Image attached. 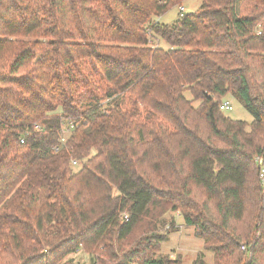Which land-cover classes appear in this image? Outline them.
Wrapping results in <instances>:
<instances>
[{"label":"trees","instance_id":"1","mask_svg":"<svg viewBox=\"0 0 264 264\" xmlns=\"http://www.w3.org/2000/svg\"><path fill=\"white\" fill-rule=\"evenodd\" d=\"M184 1L0 0V264H264V0Z\"/></svg>","mask_w":264,"mask_h":264},{"label":"rangeland","instance_id":"2","mask_svg":"<svg viewBox=\"0 0 264 264\" xmlns=\"http://www.w3.org/2000/svg\"><path fill=\"white\" fill-rule=\"evenodd\" d=\"M203 4V0H185L182 5H176L172 7L168 12L162 16H155L154 21L159 24H172L179 17L180 6L185 8V14L194 13L198 11ZM151 44L159 45L168 48V46L155 35L151 36ZM188 99H192L190 92L185 93ZM223 102H229L232 106L231 110H224V114L233 120H243L248 123V128L254 121L253 115L246 109L245 105L241 99L235 95L230 94L224 98ZM200 101L194 103L198 106ZM79 165L74 168L75 171L79 170ZM171 217L175 218V224L178 229L167 234L166 240L162 243L159 255H169L172 258L181 257L183 259V264H193L198 255H203L205 264H215L214 253L207 250L205 243L202 239L195 235L193 227L187 226L184 219L178 215V213H170L167 215V219ZM169 224L167 226H162L161 232L165 233L170 230ZM75 264H90V255L83 251H78L73 255Z\"/></svg>","mask_w":264,"mask_h":264},{"label":"built area","instance_id":"3","mask_svg":"<svg viewBox=\"0 0 264 264\" xmlns=\"http://www.w3.org/2000/svg\"><path fill=\"white\" fill-rule=\"evenodd\" d=\"M179 12H180L179 13L180 17H183L185 15V8L183 6H180ZM222 109L223 110H231L232 106L230 105L229 102H224L222 104ZM70 134H71V127L63 126L62 134H61V138H60L61 145H65L67 143V140H68ZM22 142H24V140H22ZM58 150H59V147L56 148V151H58ZM72 164L75 167H77L79 165L77 160H72ZM262 176H263V173H262ZM121 216L123 219L129 220V215L126 212L122 213Z\"/></svg>","mask_w":264,"mask_h":264}]
</instances>
